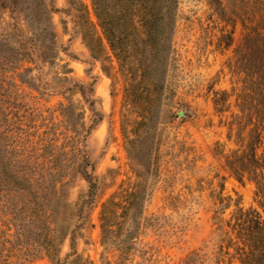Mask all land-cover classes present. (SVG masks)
I'll return each mask as SVG.
<instances>
[{"label":"rangeland","instance_id":"374dc122","mask_svg":"<svg viewBox=\"0 0 264 264\" xmlns=\"http://www.w3.org/2000/svg\"><path fill=\"white\" fill-rule=\"evenodd\" d=\"M263 3L55 0L56 64L40 74L26 71L34 66L24 63L8 74L14 87L6 88L16 120L37 130V139L48 136L68 151L80 140L96 164L101 189L95 205L80 211L89 185L76 172L58 185L62 204L47 222L56 231V260L75 259L64 262L72 232L82 225L77 251L90 264H191L194 254L216 264L220 246L227 251L215 223L221 206H229L222 214L226 222L240 209L264 218L255 182H239L227 164L250 139L251 127L240 135L236 125L247 80L235 66L246 36L259 26ZM96 4L110 20L113 43ZM9 24L6 17L0 32ZM70 82L95 84L103 120L86 140L81 126L89 128L93 115L80 93L64 94ZM223 94L227 103L219 113L215 101ZM69 107L66 114L79 137L65 122ZM111 202L118 217L104 233L102 213ZM19 208L17 197L0 192V264H53L42 247L29 255L20 246L13 226V210Z\"/></svg>","mask_w":264,"mask_h":264},{"label":"trees","instance_id":"16d2710c","mask_svg":"<svg viewBox=\"0 0 264 264\" xmlns=\"http://www.w3.org/2000/svg\"><path fill=\"white\" fill-rule=\"evenodd\" d=\"M96 9L104 32L113 43L110 20L102 14L99 6ZM56 12L59 10L55 0H0V22L5 21L6 17L12 22L7 29L1 28L0 32V192H10L11 196L18 199L20 208L13 210V226L20 238L26 240L23 242L19 239L20 246L27 249L29 255H35L42 247L53 264H64L56 260V231L47 225L48 220L53 219L50 217L55 213V208L62 204L58 185L76 172L89 185L87 200L80 211L87 204L95 205L101 189L99 178L95 175L96 164L92 163L85 150L86 146L80 140L71 143V137H68V143L72 144L68 151L48 136L37 139V130L31 132L33 127L16 120L19 113H16V107L11 103L13 96L6 88V85L14 87L10 79L15 78L8 74L15 75L24 63L34 66L26 71H38L40 74L43 73L45 65L56 64L59 58L58 38L53 24V14ZM258 25L246 36L244 46L237 52L239 57L235 66L236 71L243 72L247 80L246 93L239 105L242 117L236 125L240 135L251 127L250 139L244 151H235L228 158L227 164L239 182L244 183L246 178L255 182L257 197L261 198L264 210V12ZM94 41L102 44L100 38ZM67 71L69 72L65 73V80L69 82L67 75L71 71ZM72 91L81 94L93 115L89 128L81 126L85 133L83 138L86 140L103 120L102 114L96 109L95 84L70 82V86L64 88V94ZM226 103L225 94L215 101L219 113L224 112ZM69 110L72 109L69 107L64 110L65 122L76 129L71 132L79 137V127L74 126L71 116L66 114ZM234 125L231 126L232 130ZM241 143L243 147L244 140ZM115 208V202L104 206V233L111 231L113 226L110 224L118 217ZM227 209L228 205L221 206L216 212L215 223L222 238L221 243H227V251L224 253V247L220 246L215 263L236 264L235 261H239L240 264H264L263 216L256 211L240 209L235 219L226 222L222 214ZM79 218L84 224L82 214ZM81 229L82 225H78L72 232V251L64 260L65 263L75 257L70 264H90L77 251V236ZM67 237L68 235L64 239ZM231 249L235 251L234 255H231ZM190 262L208 264L210 261L200 254H194V259Z\"/></svg>","mask_w":264,"mask_h":264},{"label":"water","instance_id":"95a60500","mask_svg":"<svg viewBox=\"0 0 264 264\" xmlns=\"http://www.w3.org/2000/svg\"><path fill=\"white\" fill-rule=\"evenodd\" d=\"M180 114H181V115H183V113H182V112H181Z\"/></svg>","mask_w":264,"mask_h":264}]
</instances>
